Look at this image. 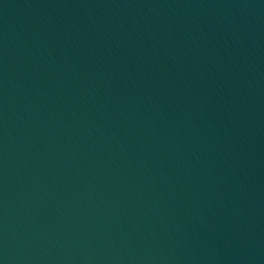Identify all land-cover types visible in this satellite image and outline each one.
<instances>
[{"label":"water","instance_id":"water-1","mask_svg":"<svg viewBox=\"0 0 264 264\" xmlns=\"http://www.w3.org/2000/svg\"><path fill=\"white\" fill-rule=\"evenodd\" d=\"M0 264H264V0H0Z\"/></svg>","mask_w":264,"mask_h":264}]
</instances>
